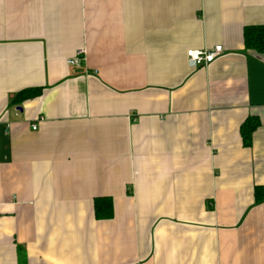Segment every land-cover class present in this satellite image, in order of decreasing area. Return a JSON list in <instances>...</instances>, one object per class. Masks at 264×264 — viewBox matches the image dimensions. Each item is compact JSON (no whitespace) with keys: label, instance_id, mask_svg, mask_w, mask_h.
<instances>
[{"label":"crops","instance_id":"1","mask_svg":"<svg viewBox=\"0 0 264 264\" xmlns=\"http://www.w3.org/2000/svg\"><path fill=\"white\" fill-rule=\"evenodd\" d=\"M253 25L264 0H0V264H264Z\"/></svg>","mask_w":264,"mask_h":264},{"label":"trees","instance_id":"2","mask_svg":"<svg viewBox=\"0 0 264 264\" xmlns=\"http://www.w3.org/2000/svg\"><path fill=\"white\" fill-rule=\"evenodd\" d=\"M245 46L246 48L256 49L260 53H264V25L246 26L244 29ZM40 88H29L22 92L17 93L13 97V102L18 103L26 100L29 97L39 95ZM260 121L256 118L248 119L242 126V136L244 143L250 145L252 142V133L259 126ZM256 201H264V192L262 188L256 189ZM95 213L97 218H111L114 215L113 212V200L110 197L102 196L98 197L95 201Z\"/></svg>","mask_w":264,"mask_h":264},{"label":"built area","instance_id":"3","mask_svg":"<svg viewBox=\"0 0 264 264\" xmlns=\"http://www.w3.org/2000/svg\"><path fill=\"white\" fill-rule=\"evenodd\" d=\"M223 52V46L221 44L215 45L211 49H189L187 50L188 63L193 67L208 65ZM84 55L85 49L82 47L77 50L72 58L68 59V63L74 66H80L85 59ZM36 128L37 123H32V129Z\"/></svg>","mask_w":264,"mask_h":264}]
</instances>
